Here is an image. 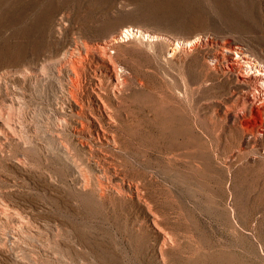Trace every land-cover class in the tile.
Listing matches in <instances>:
<instances>
[{"label": "rangeland", "instance_id": "1", "mask_svg": "<svg viewBox=\"0 0 264 264\" xmlns=\"http://www.w3.org/2000/svg\"><path fill=\"white\" fill-rule=\"evenodd\" d=\"M125 30L151 37L125 41L121 51L154 93L141 96L138 108L128 104L126 113L141 110L152 118L159 105L163 119L145 118L142 142L123 144L135 161L117 154L112 166L126 181L136 175L145 181L146 197L158 204L178 243L164 249L133 205L109 206L71 192L52 183L44 167L26 172L0 164V219L4 203L21 214V222L2 223L0 239L14 233L17 241L0 243V264H264V133L249 134L254 118L237 104L233 76L206 75L197 56L190 63L199 120L194 154L171 166L162 142L166 136L183 142L182 122L171 124L164 107L166 92L180 91L181 75L162 51L175 41L199 40L209 41L204 51L220 54L231 43L264 64V0H0V81L7 87L0 110L28 135L34 118L42 129H54L59 108L24 75L42 74L75 44L119 39ZM224 111L240 113L243 125L234 128ZM136 127L131 120L125 130L134 136ZM242 135L254 141L244 145Z\"/></svg>", "mask_w": 264, "mask_h": 264}, {"label": "bare ground", "instance_id": "2", "mask_svg": "<svg viewBox=\"0 0 264 264\" xmlns=\"http://www.w3.org/2000/svg\"><path fill=\"white\" fill-rule=\"evenodd\" d=\"M150 38L139 30H125L119 39L113 38L95 45L75 44L42 68V74L24 75L25 81L34 89L42 85V93L59 108L61 116L55 117L59 124L52 130L42 129L34 118L30 125L33 134L28 135L14 125L10 114L0 110V164L26 172L44 167L47 169L44 174L52 183L71 192L91 196L109 206L137 207L150 231L163 240L164 249L173 251L178 241L174 233L166 228L165 216L158 204L146 197L143 190L145 181L136 174L131 176L133 180L126 181L118 176L116 168L112 166L117 162L115 158H119L117 154L135 161L136 158L123 149V144H139L143 140L139 134L146 133L142 127L147 116L141 110L135 116L128 115L127 105L137 107L141 96L154 94L126 61L121 51L122 43L131 39L148 41ZM208 43L198 40L184 45L175 41L162 51L165 64L178 68L182 81L179 92H166L164 104L170 120H174L170 123L182 122V143L175 144L179 142L172 141L169 136L162 138L163 144L168 147L166 158L171 166L190 159L194 154L190 143L194 138L193 126L199 120L193 116L192 86L197 82V77L191 71L190 63L197 56H203L206 75L219 78L233 76L238 90L237 104L245 106V113L249 112L254 118L253 123L247 124L249 134L264 133V64L255 56L242 52L237 44L228 43V49L214 54L202 49ZM6 94L7 87L0 81V98ZM152 109L155 112H150L153 116L148 117L147 121L163 119L158 111L161 109L159 105ZM223 113L225 120L234 128L243 125L238 115L240 113ZM131 120L137 124L134 136L125 130ZM172 128L166 130L174 133ZM241 139L244 145L254 141L251 135H242ZM17 148L19 150L14 153ZM82 165L84 170L81 169ZM138 167L142 168L140 164ZM4 205L0 228L3 227L2 223L6 225L4 221L21 222L20 212L9 204ZM231 213L235 217V212ZM5 237L0 239V243L17 241L14 233Z\"/></svg>", "mask_w": 264, "mask_h": 264}]
</instances>
